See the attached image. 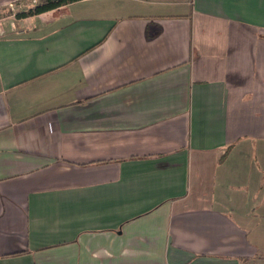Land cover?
<instances>
[{"label": "crops", "instance_id": "crops-1", "mask_svg": "<svg viewBox=\"0 0 264 264\" xmlns=\"http://www.w3.org/2000/svg\"><path fill=\"white\" fill-rule=\"evenodd\" d=\"M32 3L0 0V264H264V0Z\"/></svg>", "mask_w": 264, "mask_h": 264}, {"label": "trees", "instance_id": "trees-1", "mask_svg": "<svg viewBox=\"0 0 264 264\" xmlns=\"http://www.w3.org/2000/svg\"><path fill=\"white\" fill-rule=\"evenodd\" d=\"M79 1L82 0H36V3L30 6L25 12L18 13L15 16L17 18H25L39 15Z\"/></svg>", "mask_w": 264, "mask_h": 264}, {"label": "rangeland", "instance_id": "rangeland-1", "mask_svg": "<svg viewBox=\"0 0 264 264\" xmlns=\"http://www.w3.org/2000/svg\"><path fill=\"white\" fill-rule=\"evenodd\" d=\"M34 3H32V5H33Z\"/></svg>", "mask_w": 264, "mask_h": 264}]
</instances>
